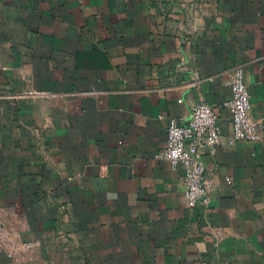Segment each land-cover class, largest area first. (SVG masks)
Instances as JSON below:
<instances>
[{
	"label": "crops",
	"instance_id": "crops-1",
	"mask_svg": "<svg viewBox=\"0 0 264 264\" xmlns=\"http://www.w3.org/2000/svg\"><path fill=\"white\" fill-rule=\"evenodd\" d=\"M237 64L264 123V0H0V264H264V142L157 154Z\"/></svg>",
	"mask_w": 264,
	"mask_h": 264
},
{
	"label": "built area",
	"instance_id": "built-area-1",
	"mask_svg": "<svg viewBox=\"0 0 264 264\" xmlns=\"http://www.w3.org/2000/svg\"><path fill=\"white\" fill-rule=\"evenodd\" d=\"M231 96L223 101L230 111L232 127L223 134L218 123L217 106L205 101H197L184 120L169 117L166 142L158 155L169 159L172 165L184 167V193L191 206L201 200L210 201L212 180L204 173L203 148L215 153L219 143L233 144L239 139L264 142L262 117L252 115L250 98L241 64L235 65L228 78Z\"/></svg>",
	"mask_w": 264,
	"mask_h": 264
}]
</instances>
